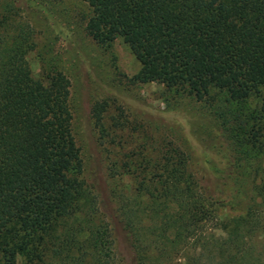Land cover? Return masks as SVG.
I'll return each mask as SVG.
<instances>
[{"label": "trees", "instance_id": "1", "mask_svg": "<svg viewBox=\"0 0 264 264\" xmlns=\"http://www.w3.org/2000/svg\"><path fill=\"white\" fill-rule=\"evenodd\" d=\"M83 1L87 35L105 48L119 38L138 62L134 82L207 105L214 177L229 190L248 176L251 194L241 214L217 219L225 189H203L178 147L138 154L123 166L128 193L111 195L129 250L120 257L80 178L68 81L32 77V30L1 12L0 264H264V0Z\"/></svg>", "mask_w": 264, "mask_h": 264}, {"label": "rangeland", "instance_id": "2", "mask_svg": "<svg viewBox=\"0 0 264 264\" xmlns=\"http://www.w3.org/2000/svg\"><path fill=\"white\" fill-rule=\"evenodd\" d=\"M1 12L32 30L33 48L26 56L32 77L57 71L68 81L70 133L81 162L80 178L95 194L100 217L112 229L116 254L126 259L129 253L111 197L112 191L128 193L123 166L138 162V154L156 160L166 142L186 155L203 189L215 195L225 189L223 203L212 206L217 219L241 214L251 194L250 179L243 176L228 190L219 185L225 179L214 177L220 167L213 149L218 122L207 105L155 83L134 82L139 65L126 45L116 38L105 48L87 35L89 9L83 0H0Z\"/></svg>", "mask_w": 264, "mask_h": 264}]
</instances>
